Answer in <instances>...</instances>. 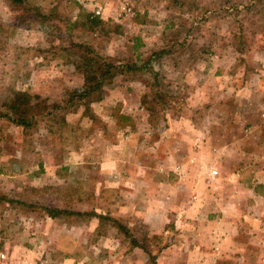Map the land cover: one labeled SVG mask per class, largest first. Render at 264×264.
Masks as SVG:
<instances>
[{
    "label": "rangeland",
    "instance_id": "1",
    "mask_svg": "<svg viewBox=\"0 0 264 264\" xmlns=\"http://www.w3.org/2000/svg\"><path fill=\"white\" fill-rule=\"evenodd\" d=\"M22 1L0 0V264H264L262 203L249 207L242 195L225 220L211 204L187 201L168 217L179 224L150 227L146 187L129 195L127 182L173 173L181 184L195 164L206 185L222 181L237 166L201 146L212 120L237 122L228 129L233 152L251 137L263 157L264 96L258 105L243 80L264 77V0ZM82 12L100 24L75 25ZM72 42L123 67L100 101L70 100L83 85L76 59L61 57ZM240 91L238 106L230 99ZM17 93L30 98L28 127L7 110ZM160 93L167 104H151ZM244 100L247 114L224 113ZM247 121L261 128L245 132ZM176 142L184 163L162 165Z\"/></svg>",
    "mask_w": 264,
    "mask_h": 264
},
{
    "label": "crops",
    "instance_id": "2",
    "mask_svg": "<svg viewBox=\"0 0 264 264\" xmlns=\"http://www.w3.org/2000/svg\"><path fill=\"white\" fill-rule=\"evenodd\" d=\"M128 10L129 8L125 9V12ZM244 78V85H248V88H250L246 89L247 92H249L251 96L259 98L257 100L258 105L262 104V96H264V91H262V86H264L263 75L254 74V76L251 78V81H253L255 85H249L248 81L250 80L247 79V77ZM241 92L242 91L239 93H231L230 100H237L240 98V101L237 104L238 106H240L242 101ZM248 104L249 102L244 100L242 107H236L235 109L225 108L224 113L231 115L235 113L247 114L249 112L246 110ZM254 110L259 111V109H253L251 112H254ZM261 112L264 113V110ZM212 121L213 122L209 123L206 127L210 132H208L207 136L204 137L206 140L201 142V146L206 151H209V155L214 157V159H212L213 161L221 160L222 162V159H224V161L233 160V162H236L237 167L230 168L228 166L229 168L226 170L227 176L223 177L222 181L218 180L207 185L205 184V176L194 173V170L197 169L198 164H195L194 167H191L187 173H183L184 180L181 182V184L178 177L173 173H171L172 175L169 176H158L154 180L148 178L141 179L137 177L130 178L127 180V182L128 185L133 189L129 191V195L130 192L137 194V188L139 184H143V186L146 187L147 195L143 197L144 205L142 206V210L144 212V224H148L150 227H163L167 223L172 222L171 220L168 221L169 216H179L178 211L180 207L182 209L186 205L185 203H187V201L188 203L192 204L191 207H185L187 209H193L200 206L202 203H209L211 204V208H214L215 213L218 215L221 213L224 214L223 217L225 220L227 218V214H225L227 210L238 209L241 206L242 203H238V201L242 195L249 197V199L244 202V204L247 203V205H250L249 207L255 208V206H251L253 203L256 206L259 203L264 205V169H260L255 166L258 161L264 160V154H262L263 157H260V153H258L254 148L256 142L252 141L254 139L251 137H248L245 142L241 141L243 144L247 145L245 148H238L235 152H233L230 149L232 145L231 140L229 139L232 136L228 129L235 127L234 125H237V122L235 121L233 124V122L229 123L225 119H222L221 121ZM245 123L246 125L243 127L245 132L258 127L261 128V126L255 122L250 123L247 121ZM193 128H195V125ZM165 130V136L169 137L173 127H168L167 125ZM215 131H217L216 133L219 136L218 138L212 139L210 137L212 136L211 133H215ZM176 145L177 147H175L173 150H166L163 158L158 160L162 162V165H168L171 167L172 163L170 162L176 164L184 163L185 158L183 153L178 152L179 149L182 150L181 146L183 144L182 142H176ZM169 150H171L173 153L170 154ZM230 156H233V159H231ZM188 159L201 162L199 153L196 155L192 153ZM246 178H248V182L245 180ZM120 184L123 185V182ZM172 220L177 221L172 222V224H179L177 218Z\"/></svg>",
    "mask_w": 264,
    "mask_h": 264
},
{
    "label": "trees",
    "instance_id": "3",
    "mask_svg": "<svg viewBox=\"0 0 264 264\" xmlns=\"http://www.w3.org/2000/svg\"><path fill=\"white\" fill-rule=\"evenodd\" d=\"M15 5L22 6V0H11ZM38 17V16H36ZM78 23L75 25L83 26V24L88 28H93L100 24V21L90 20L87 14L83 12L79 14ZM83 21V23L81 22ZM61 57H74L76 60V67L81 71L83 76V85L80 90H73L69 93L71 95L70 100L72 101L74 98L77 100H84L87 103L97 102L102 99L103 95V87L105 85H109L113 79L120 74H123L124 71L121 69L120 65H117L113 61H108L106 58L99 56V54L95 51V49L87 44L81 43H70L68 46H65L61 50ZM126 71H130L129 68ZM157 73L154 75V81H157ZM155 88V87H153ZM147 99V96H144V99ZM69 100V101H70ZM169 99H166L161 93L159 95H152L151 104H155L158 106H163L167 104ZM32 109V105L30 103V98L22 93H17L11 103L7 105V110L13 115L12 121L18 125L28 127L29 119L28 115L30 114ZM151 112H156V109L151 106ZM156 114V113H155ZM35 114H31V117H34ZM51 218H55L60 216L63 212L58 209H47L46 210ZM79 214V213H77ZM91 215H94L92 213ZM99 218L100 224L102 220H106V217L103 215H97ZM122 232L128 234L126 230L121 225L116 224Z\"/></svg>",
    "mask_w": 264,
    "mask_h": 264
},
{
    "label": "built area",
    "instance_id": "4",
    "mask_svg": "<svg viewBox=\"0 0 264 264\" xmlns=\"http://www.w3.org/2000/svg\"><path fill=\"white\" fill-rule=\"evenodd\" d=\"M101 8H98V9H96L95 11H94V15L93 16H101ZM212 174L213 175H215L216 174V172L214 171V172H212Z\"/></svg>",
    "mask_w": 264,
    "mask_h": 264
}]
</instances>
